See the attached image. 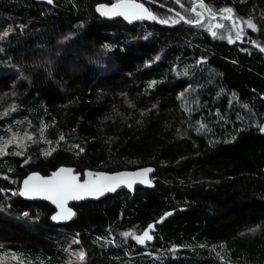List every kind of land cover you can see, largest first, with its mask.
I'll list each match as a JSON object with an SVG mask.
<instances>
[{"label":"trees","instance_id":"1","mask_svg":"<svg viewBox=\"0 0 264 264\" xmlns=\"http://www.w3.org/2000/svg\"><path fill=\"white\" fill-rule=\"evenodd\" d=\"M116 2L0 0V34L11 28L0 39V114L16 106L0 115V138L36 141L0 156V189L60 165H151L155 186L73 205L66 224L47 203L0 192V259L69 264L79 245L83 264H264V52L227 20L210 34V15L231 8L246 27L264 0H148L158 19L137 24L97 11ZM258 27L246 40L264 49V18ZM151 223L144 244L122 235Z\"/></svg>","mask_w":264,"mask_h":264},{"label":"snow or ice","instance_id":"2","mask_svg":"<svg viewBox=\"0 0 264 264\" xmlns=\"http://www.w3.org/2000/svg\"><path fill=\"white\" fill-rule=\"evenodd\" d=\"M177 3H179V0H176ZM47 3L52 4L53 0H47ZM97 11L101 12L104 16H117L121 15L125 19L132 21V20H139V19H150V20H157L158 18L149 11L148 8L144 6L142 3H137L135 0H117L116 3L109 5L101 4L98 6ZM224 12L231 13L233 10L231 8H225L223 9ZM179 15V14H177ZM199 15V14H198ZM231 19V17H227ZM184 17L181 16L180 20H183ZM180 20H172V24H177L180 22ZM158 22L160 24H168L169 20L167 19H159ZM197 23L199 21H196ZM187 23L192 24V20H188ZM247 27L255 29L256 25L252 22L251 19L246 21ZM21 29L24 27L23 25L20 26ZM216 27H221V25H216ZM11 28L9 29V31ZM9 31H4L2 34H0V39H3L4 37H7L9 35ZM213 36L216 35L215 32L212 33ZM237 38L240 37V30H237ZM67 39V37L65 38ZM105 49H110L109 45L103 46ZM259 47V45H257ZM3 49H0L2 51ZM264 51V49H261ZM156 60H159L160 57L157 56L155 58ZM203 57H201V60L203 61ZM184 75H187V72L184 73ZM156 81H152L151 86H154ZM190 87V86H189ZM181 96L184 95V93L180 94ZM9 110L15 111L16 106L13 104L10 106V109H5V111L0 114L7 116L9 114ZM260 131L264 132V126L260 127ZM15 136V134H14ZM25 138L31 143H36L35 140L32 139L31 135L29 133H25ZM59 140H64L63 134L60 135ZM18 141L13 139L9 140L5 143H17ZM19 143L26 148V145H24L23 140H20ZM76 147H79L78 145ZM80 151L82 152L83 149L81 148ZM4 149L3 147H0V155H4ZM16 156H23V151H17L13 153ZM50 153L45 152L44 155L48 156ZM25 163H28V160H25ZM11 171V169H9ZM152 169L145 168L138 171L133 172H115L112 174L108 173H95V172H87V179H84L83 181L80 180L78 175L72 174L73 170L70 168L60 167L56 171H53L51 175L47 177L40 176L38 173H32L28 175L23 180V188L19 190V192H12V195H20L25 197H38L42 196L47 200H50L54 205H56L57 211L54 212V214L50 217L52 221H59V220H68L70 219L74 213L72 210L68 207H66V204L69 200H79L82 199L84 196H99L103 195L106 192H115L117 188L120 187L121 184L126 185L128 188H132L133 184L139 179L141 183H146V177L145 174L148 172H151ZM6 178V177H5ZM5 191L4 189H0V192ZM10 207V205H9ZM22 217L28 218L30 216V213L23 212ZM171 215V213H164L163 216H161L160 221L162 222L165 216ZM154 228V224H149L147 226V229L143 231L142 235H137L134 237L140 244H144L145 241H151L153 239V236L149 234V230ZM260 230V226H256L253 228H250L247 230L249 233H256ZM122 235L129 236V232H124ZM241 236L245 235V233H240ZM73 243H79L78 240H74ZM0 247H3L0 245ZM71 245L69 246V248ZM222 247H226V245H222ZM67 251V250H66ZM73 256H77L79 260H84L86 253L81 250L79 253H72ZM71 264V262H69Z\"/></svg>","mask_w":264,"mask_h":264},{"label":"water","instance_id":"3","mask_svg":"<svg viewBox=\"0 0 264 264\" xmlns=\"http://www.w3.org/2000/svg\"><path fill=\"white\" fill-rule=\"evenodd\" d=\"M135 2L137 3H142L144 4V6L146 8L147 5L145 4V2H148V0H145V2H141V1H137L135 0ZM111 5V4H110ZM109 5V6H110ZM169 9V8H168ZM101 13V12H100ZM102 15V14H101ZM106 20H117V19H122L124 21H126L127 23H130V24H137V23H143V22H147L149 21L150 19H139V20H132V21H129L127 19H125L123 16L121 15H117V16H104L102 15ZM216 25H221V27H223V24H218V23H214L213 27L211 28L210 30V34L211 36H213V32H214V29L216 28ZM219 27V28H221ZM240 41L242 43H245L247 45H250L252 47H255V48H258L259 50L263 49L260 45L259 47H257V43L255 42H243V35H240ZM262 51V50H261ZM264 52V51H263ZM60 167H65V168H70L73 170L72 174L74 175H78L80 180L83 181L84 179H87V172L91 171V172H95V173H108V174H112V173H115V172H124V171H128V172H133V171H138V170H141V169H145V168H150L152 169L151 172H148L145 174V177H146V180L147 182L146 183H141L139 181V179H137V181L133 184V187L132 188H128L126 185L124 184H121L119 188L116 189L115 192H106L104 193L103 195H99V196H84L82 199H79V200H69L66 204V207L70 208L72 210V212L74 213V215L68 219V220H59V221H54V222H57V223H60V224H66L68 223L69 221L72 220V218L75 216L76 214V210L74 208L73 205H78V204H81L83 202H87V201H99L105 197H107L108 195H113L119 191H122V190H126L128 192H131L133 193L138 187H143V188H151V187H154L155 186V180H154V176L156 174V168L154 166H151V165H147V166H142V167H138V168H135V169H123V170H119V171H114V172H108V171H104V170H95V169H91V168H87L83 171H78L77 168L75 166H70V165H60L58 166L56 169L52 170L49 174H42L41 172L39 171H31L29 172L21 181L20 183V187H19V190L23 188V180L30 174L32 173H38L40 176H43V177H47L49 175H51V173L53 171H56L58 168ZM20 196V195H19ZM22 199H24L25 201H29V202H44V203H47L49 205H51L54 209V212L57 211V208H56V205H54L50 200H47L45 199L44 197L42 196H38V197H25V196H20ZM53 212V214H54ZM52 214V215H53ZM51 215V216H52ZM151 224H154V223H151ZM152 230V229H151ZM151 230H149V233L151 232Z\"/></svg>","mask_w":264,"mask_h":264},{"label":"rangeland","instance_id":"4","mask_svg":"<svg viewBox=\"0 0 264 264\" xmlns=\"http://www.w3.org/2000/svg\"><path fill=\"white\" fill-rule=\"evenodd\" d=\"M200 2H198V1H195V2H193V4H192V10L194 9L195 10V12L196 11H199L198 9H197V5L199 4ZM158 5V4H157ZM258 12L259 13H261L260 15L258 14H253V15H247L246 17V19H245V26L247 27V23H246V21L247 20H249V19H251L252 20V22L256 25V28L255 29H252V28H248L250 31H252V32H254V33H257L259 30H258V23H259V20L261 19V20H263V18H264V10L261 8L260 10H258ZM201 11H200V13H199V15L201 16ZM14 134H15V136H14ZM13 139H15V140H17L18 142L17 143H5V142H7V141H9V140H13ZM20 140H23V142H24V145H26V148L24 147V146H22L20 143H19V141ZM29 144H30V141L29 140H27L26 138H25V134H21V133H18V132H10L7 136H5L4 138H0V147H3V149H4V152H5V154L9 151V150H14L15 152H17V151H23L24 153H25V151H26V149H28V146H29ZM4 154V155H5ZM4 155H0V156H4ZM18 192H19V190H18ZM3 193V192H2ZM138 235V233L136 232V231H131V234H130V236H132L133 238L135 237V236H137ZM76 246V245H75ZM81 250H83L84 252H85V249L83 248V247H79V245H77V247L76 248H74V249H71V251H70V258H69V262H71V264H83V261L84 260H79L78 258H77V256H73L72 255V253L73 252H75V253H79ZM86 253V252H85ZM85 259V258H84ZM15 257L14 256H11V257H2L1 259H0V264H14L15 263Z\"/></svg>","mask_w":264,"mask_h":264},{"label":"flooded vegetation","instance_id":"5","mask_svg":"<svg viewBox=\"0 0 264 264\" xmlns=\"http://www.w3.org/2000/svg\"><path fill=\"white\" fill-rule=\"evenodd\" d=\"M198 5H200V3ZM192 11L195 12L194 9ZM195 13H200V11H196ZM229 16L231 17V19L227 18ZM210 18L212 20V25L215 22H220V21H218L219 18L220 19H223V20L229 21L230 24L232 25V28H233V31H234L235 35L237 33V30H240V35H243V40H244L243 42H249L250 41V40H246V39H249V37H251V36H249V34H250L251 31L247 27H242V24L240 26V21H239L240 16L235 12V10H233L231 13L224 12L222 14L210 15ZM236 38H237V35H236ZM237 39L239 40V42L241 44H245V43H242L240 41V37L237 38Z\"/></svg>","mask_w":264,"mask_h":264},{"label":"built area","instance_id":"6","mask_svg":"<svg viewBox=\"0 0 264 264\" xmlns=\"http://www.w3.org/2000/svg\"><path fill=\"white\" fill-rule=\"evenodd\" d=\"M12 192H17V193H18L17 190H14V189H7V190L3 191V194H4V195H7V197L10 198L11 196H13V195H12Z\"/></svg>","mask_w":264,"mask_h":264}]
</instances>
